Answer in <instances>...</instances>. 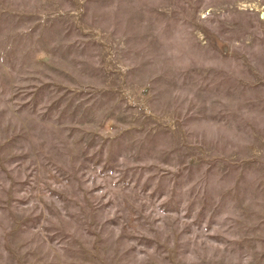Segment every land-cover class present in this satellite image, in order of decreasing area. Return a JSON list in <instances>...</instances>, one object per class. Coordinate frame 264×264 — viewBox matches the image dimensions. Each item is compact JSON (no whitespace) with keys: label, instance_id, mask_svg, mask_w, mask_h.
<instances>
[{"label":"rangeland","instance_id":"rangeland-1","mask_svg":"<svg viewBox=\"0 0 264 264\" xmlns=\"http://www.w3.org/2000/svg\"><path fill=\"white\" fill-rule=\"evenodd\" d=\"M0 264H264V0H0Z\"/></svg>","mask_w":264,"mask_h":264}]
</instances>
